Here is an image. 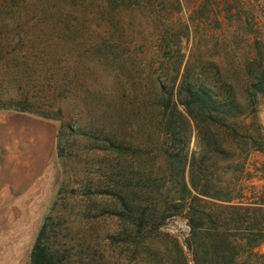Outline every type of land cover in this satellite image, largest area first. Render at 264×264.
Instances as JSON below:
<instances>
[{
	"label": "rangeland",
	"instance_id": "374dc122",
	"mask_svg": "<svg viewBox=\"0 0 264 264\" xmlns=\"http://www.w3.org/2000/svg\"><path fill=\"white\" fill-rule=\"evenodd\" d=\"M40 4L0 10V264H33V245L49 216L68 264H194L186 210L172 208L139 229L133 213L102 192L117 182L127 199L150 197L158 216L164 199L181 195L167 158L180 145L153 104L158 90L172 85L176 39L181 36L185 61L194 51L221 58L224 77L243 102L237 61L264 58V0H178L173 10L165 1L170 9L161 19L125 12V32L112 37L99 30L67 35L46 19L35 23ZM163 31L165 39L155 42ZM115 42L120 47L112 48ZM258 111L264 137V96ZM184 127L190 203L197 195L193 170L202 178L203 168L215 169V157L201 164L204 139L190 118ZM112 136L122 141L121 154L104 149L102 139ZM241 177L245 199L264 195V153H251ZM88 190L93 193L84 195ZM257 251L264 254V246Z\"/></svg>",
	"mask_w": 264,
	"mask_h": 264
},
{
	"label": "trees",
	"instance_id": "16d2710c",
	"mask_svg": "<svg viewBox=\"0 0 264 264\" xmlns=\"http://www.w3.org/2000/svg\"><path fill=\"white\" fill-rule=\"evenodd\" d=\"M165 1L171 4V10L174 9V2L178 3V0H0V10L22 12L29 4L39 2L41 4L36 6L37 14H34L35 23L46 19L53 28H61L67 35L99 30L112 37L117 32H125V12L161 19L163 13L168 14L170 9L165 6ZM166 33L158 32L155 42L165 39ZM105 42L101 40L95 46ZM176 42V53L180 56L172 72V85L160 88L153 104L164 131L166 134L173 133L174 141L180 145L177 147L178 152L167 158L181 184V195L177 199L170 196L169 201L164 199L162 203L165 207L159 208L161 214L158 216L154 213L158 208L151 205L153 201L150 197L138 201L127 199L117 189L121 187L117 182L114 185V182L107 179L116 188H105L102 193L110 196L119 207L133 213V225L139 229L165 219L172 208L186 210V218L191 225V238L188 241L194 264L263 262L264 254H258L257 249L264 246V195L245 199L238 182L242 179L251 153H264V137L258 118L259 96H264V58L237 61L236 69L244 81V97L241 102L234 85L224 77L221 58L205 57L194 51L185 61L184 54H180V35ZM115 47L120 46L115 42L112 48ZM180 108L184 110L183 113ZM188 118L196 123L204 139L201 164L208 156V159L215 157V169L203 168L199 172L202 178H197L193 170L191 182L197 195L192 196L190 203L185 202L189 190L183 182L186 154L184 148H181V144L186 145L188 141L184 127ZM118 138L112 136L102 139L107 153L124 152L122 141ZM93 140L99 138L95 136ZM163 145L160 151L166 154L167 149ZM62 152L64 148L60 149V155ZM234 159L239 160L238 166L234 170L235 177L230 178L228 175ZM151 192L158 194L156 185H153ZM83 193L93 192L88 190ZM203 198L216 201L212 204ZM235 200H239V204H233ZM168 202L172 206H168ZM137 211L140 213L136 216ZM115 214L119 215L120 212L116 210ZM53 229V218L49 216L33 245V264H68Z\"/></svg>",
	"mask_w": 264,
	"mask_h": 264
}]
</instances>
